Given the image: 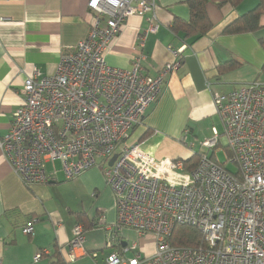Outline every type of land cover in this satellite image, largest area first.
<instances>
[{"label":"built area","instance_id":"1","mask_svg":"<svg viewBox=\"0 0 264 264\" xmlns=\"http://www.w3.org/2000/svg\"><path fill=\"white\" fill-rule=\"evenodd\" d=\"M156 3L86 0V37L61 54L52 75L38 77L34 68L25 79L22 103L0 137V150L25 186L46 183L47 164L56 170L57 161L66 179L97 164L104 168L116 198V223L107 233L103 264H264L263 83L214 93L223 133L214 130L199 142L193 167L187 169L178 158L158 160L138 143L122 145L158 98L168 72L181 65L176 54L155 75L145 74L139 49L129 69L106 63L105 54L129 16L152 14L138 37L141 47L147 33L156 31ZM221 142L230 150L223 163L215 149ZM229 161L237 165L236 172L227 169ZM35 221L27 222L22 233L32 234ZM178 225L196 228L204 244L172 245L169 238ZM124 228L138 237L152 234L153 253L144 255L136 241L129 245L116 239ZM84 233L77 223L66 246V264L84 253Z\"/></svg>","mask_w":264,"mask_h":264},{"label":"crops","instance_id":"2","mask_svg":"<svg viewBox=\"0 0 264 264\" xmlns=\"http://www.w3.org/2000/svg\"><path fill=\"white\" fill-rule=\"evenodd\" d=\"M189 2L157 0V29L147 33L142 47L138 37L148 28L152 14L129 16L105 54L108 65L129 69L139 49L142 72L148 75L174 61L176 54L181 56L180 67L168 72L158 98L128 136L130 144H140L158 160L190 159L199 143L191 141L194 148L185 143V149L180 141L186 134L202 138L200 142L211 138L214 130L223 133L214 93H227L256 81L264 83V50L259 44L264 38V15L254 32L220 34L257 0H244L236 7L209 2L206 11L212 29L192 42L170 29L173 18L189 19ZM88 23L86 0H0V137L7 134L13 113L22 103L25 79L34 68L38 77L52 75L61 54L86 37ZM232 60L240 64L218 74V65ZM47 168L46 183L25 186L0 150V264H52L56 252L67 259L66 246L77 223L85 230L84 253L68 264H103L109 252L104 248L107 233L113 232L116 223V198L105 184L103 169L92 167L77 176L74 190L79 205L73 207L56 191L63 172ZM34 218L32 234H23L22 227ZM130 234L138 245L142 237L129 228L118 231L115 238L127 242ZM37 252L41 257L34 260Z\"/></svg>","mask_w":264,"mask_h":264},{"label":"trees","instance_id":"3","mask_svg":"<svg viewBox=\"0 0 264 264\" xmlns=\"http://www.w3.org/2000/svg\"><path fill=\"white\" fill-rule=\"evenodd\" d=\"M211 1L216 2L217 6L220 7L224 4L236 7L244 0H190L189 19L181 20L173 18L170 24L171 31L176 35L180 34L184 40L190 39L189 42L206 35L212 29V22L206 11V5ZM262 15H264V0H257V4L251 10L237 16L222 29L220 34L233 35L254 32L261 26L260 19ZM259 44L264 50V38L259 39ZM238 64L240 63L235 60L224 62L218 65V74L227 69H232ZM261 72L264 74V63L261 67ZM225 147L230 155V150L227 146ZM197 153L198 152H196L190 159L184 161L187 169L193 167L197 163ZM169 241L175 246L198 247L204 244V236L196 228L186 225H178L175 226ZM52 257V264H66L60 253L56 252Z\"/></svg>","mask_w":264,"mask_h":264},{"label":"rangeland","instance_id":"4","mask_svg":"<svg viewBox=\"0 0 264 264\" xmlns=\"http://www.w3.org/2000/svg\"><path fill=\"white\" fill-rule=\"evenodd\" d=\"M219 124H220L219 131H220V133H222L223 126H222L221 122ZM198 139L203 140L202 138L195 139L194 136L190 135L189 137L187 136L183 142L182 141H180V142H181V145L186 149L187 145L185 143L189 144L191 141H193L195 143H199ZM130 143H131V137L126 139L125 142L122 143V145H125V144L128 145ZM196 147L197 148L195 151L197 152L199 147L198 146H196ZM215 149L218 150L217 157H218L219 162H221V163L225 162L226 156H229V152H228L227 148L225 146H223L222 144H219ZM97 162H99V160H97ZM51 166H52L51 163L47 164L48 168H51ZM54 166L56 168V172L53 171V173L58 174V173L62 172L60 163L58 161L54 163ZM98 166L99 165L97 164L93 167L98 168ZM99 167H101L103 169V170L102 169H100V170H102L103 171L102 173L104 174V168L102 166H99ZM52 168H53V166H52ZM227 169L231 170L232 172H236L237 171V165H235L234 163L229 161V162H227ZM87 170H85V171H87ZM77 178L78 177L72 178V179H66L64 176L63 180L60 183H58L59 185L56 188V191L59 192L63 198L69 199L71 201L73 207H76L77 205H79V195L75 194V190H74ZM105 184L110 188V186L106 183V179H105ZM130 236H131V238H128V240H127L129 245L133 241L136 240V238H132L133 235L130 234ZM154 247H155V240H154V236L152 234L148 233L144 237L139 239L138 248L142 251V253L144 255H147V256L151 255L154 251ZM131 254H132V252L129 253V255H131Z\"/></svg>","mask_w":264,"mask_h":264},{"label":"water","instance_id":"5","mask_svg":"<svg viewBox=\"0 0 264 264\" xmlns=\"http://www.w3.org/2000/svg\"><path fill=\"white\" fill-rule=\"evenodd\" d=\"M115 158H116V154L112 156V158H111V160H110V162H109V165H112V163H113V161L115 160Z\"/></svg>","mask_w":264,"mask_h":264}]
</instances>
